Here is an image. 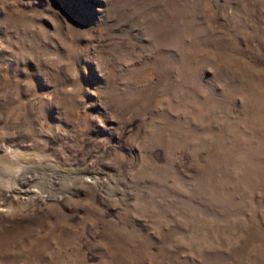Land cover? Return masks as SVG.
Listing matches in <instances>:
<instances>
[{
	"label": "rangeland",
	"instance_id": "obj_1",
	"mask_svg": "<svg viewBox=\"0 0 264 264\" xmlns=\"http://www.w3.org/2000/svg\"><path fill=\"white\" fill-rule=\"evenodd\" d=\"M0 264H264V0H0Z\"/></svg>",
	"mask_w": 264,
	"mask_h": 264
}]
</instances>
